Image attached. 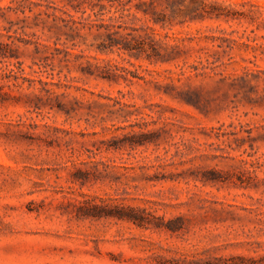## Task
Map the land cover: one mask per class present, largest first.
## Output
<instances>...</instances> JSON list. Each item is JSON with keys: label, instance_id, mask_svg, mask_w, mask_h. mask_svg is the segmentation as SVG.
I'll return each instance as SVG.
<instances>
[{"label": "rangeland", "instance_id": "rangeland-1", "mask_svg": "<svg viewBox=\"0 0 264 264\" xmlns=\"http://www.w3.org/2000/svg\"><path fill=\"white\" fill-rule=\"evenodd\" d=\"M140 1L0 0V264H264V0Z\"/></svg>", "mask_w": 264, "mask_h": 264}, {"label": "trees", "instance_id": "trees-1", "mask_svg": "<svg viewBox=\"0 0 264 264\" xmlns=\"http://www.w3.org/2000/svg\"><path fill=\"white\" fill-rule=\"evenodd\" d=\"M119 1L125 5L126 3L130 2L131 0H125V1L119 0ZM140 3L141 4L147 3V4H149V6H151V10H144V11H146L145 13H151L152 15L155 14V11H154V8L156 7V5L154 4L155 0H149V1L141 0ZM69 16H70V18H72V15L69 14ZM153 19H155L154 21H158V20H156L157 18L155 16H153ZM62 21H63L62 29L65 27H68V29H70V30L75 29L73 27V25L77 22V20H62ZM100 27H104V22H100ZM119 27H122L121 24ZM139 38L140 39H138V42L136 44H132V43H130L129 40H125L124 42H122V45L120 46V48L127 50V51H136V52H139L140 54L145 53L149 60H151L152 58H159L161 56V53L156 46L152 45L150 47L151 50L149 52L147 50V48H145L144 42L142 41L141 36H139ZM100 49H101V51H104V42H102ZM67 54H69V53L66 52V55ZM89 66H91V64H89ZM119 217L122 219H124V218L129 219V220L133 221L134 223H137L136 222L137 218H135V216H133V215L120 214Z\"/></svg>", "mask_w": 264, "mask_h": 264}]
</instances>
